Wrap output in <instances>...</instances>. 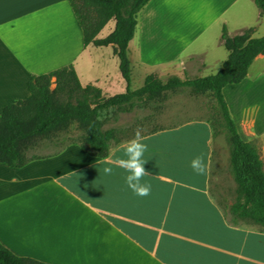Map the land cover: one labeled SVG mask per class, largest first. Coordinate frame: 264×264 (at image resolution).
<instances>
[{"label":"crops","instance_id":"0c3cea01","mask_svg":"<svg viewBox=\"0 0 264 264\" xmlns=\"http://www.w3.org/2000/svg\"><path fill=\"white\" fill-rule=\"evenodd\" d=\"M263 24L254 0H151L129 44L131 88L139 89L135 81L141 88L149 75H214L229 56L223 29L234 37L254 28L259 38ZM91 48H84L68 0H0V114L30 96L32 75L69 65L83 86L124 93L113 48ZM106 61L115 64L113 72ZM223 94L241 138L258 144L264 160V55ZM136 110L110 121L134 114L131 129H137L148 118L141 121ZM153 130L141 134L149 173L141 184L151 185L146 197L128 187L122 167L78 144L21 169L0 163V242L17 256L47 264H264V226L231 211L237 184L230 150L209 119ZM134 138L113 145L108 157L128 159L125 146ZM198 156L204 157L203 175L191 167ZM105 167H112L111 175Z\"/></svg>","mask_w":264,"mask_h":264},{"label":"trees","instance_id":"16d2710c","mask_svg":"<svg viewBox=\"0 0 264 264\" xmlns=\"http://www.w3.org/2000/svg\"><path fill=\"white\" fill-rule=\"evenodd\" d=\"M68 1L83 31L84 48L91 45L113 48L126 91L110 96L96 86H83L74 65L48 74L32 75L28 85L30 96L8 105L0 114V163L21 169L33 161L58 154L69 144L51 155H37L34 151L56 142L74 127L81 135L71 144H78L93 157L106 158L113 145L132 138L126 129L105 128L111 115L128 113L150 103L162 104L167 93L189 87L195 94H209L217 104L220 120H210V123L215 135L221 129L226 132L231 173L237 184V197L231 211L264 226L261 149L258 144L243 141L223 94L226 86L240 84L254 60L264 55V36L254 37L255 29L250 28L230 37L224 28L222 39L229 56L218 73L185 80L173 76L166 81L149 75L141 88L133 90L129 44L136 33L138 15L151 0ZM254 2L264 16V0ZM112 21L115 28L106 37L99 38ZM0 264L47 263L17 256L0 242Z\"/></svg>","mask_w":264,"mask_h":264},{"label":"rangeland","instance_id":"374dc122","mask_svg":"<svg viewBox=\"0 0 264 264\" xmlns=\"http://www.w3.org/2000/svg\"><path fill=\"white\" fill-rule=\"evenodd\" d=\"M114 28L115 22L112 21L101 32L99 38L106 37ZM259 32V34L264 36V24L262 25V28H260ZM91 50L104 51L105 53H109V51L112 52V50L109 48H91ZM106 62H109L108 68L111 70V72H113L112 70L115 69V64L113 66L111 61ZM140 84V82L135 81L133 86L134 88H140ZM133 113H135V117L137 116V118L141 119V121H144V119L148 118L147 122H141V124L137 127V129H140L141 134L148 133L157 127L174 126L187 120L209 119V121L211 120L213 122L216 119L220 120L219 111L215 100L209 94H195L189 87L181 88L176 92L167 93L166 101L162 104L150 103L149 105H143L138 107L136 112ZM132 115H125L126 118L119 122H114L112 120L108 122L105 128H125L128 136H135L137 129H131ZM154 117L155 120L153 119ZM80 135L81 132L74 127L70 133L60 136V138L54 143L47 144L36 149L34 153L37 155H51L59 148L67 144H71L74 140H77ZM217 135L220 137V140L223 143H227L226 132L223 129H221Z\"/></svg>","mask_w":264,"mask_h":264},{"label":"clouds","instance_id":"9594fccd","mask_svg":"<svg viewBox=\"0 0 264 264\" xmlns=\"http://www.w3.org/2000/svg\"><path fill=\"white\" fill-rule=\"evenodd\" d=\"M141 131L136 130L135 138L127 143L125 146V156L128 159H116L112 160L111 157L105 159V163H111L115 166L122 167L127 173L126 183L133 193L139 197L149 196L151 193L150 184H141V180L145 175H149L145 171L142 157L147 151V145L141 143ZM192 169L199 175H203L206 172V165L204 163V157L198 156L191 162ZM104 173L106 175L112 174V167H105Z\"/></svg>","mask_w":264,"mask_h":264}]
</instances>
